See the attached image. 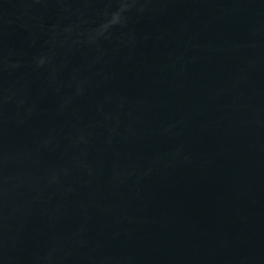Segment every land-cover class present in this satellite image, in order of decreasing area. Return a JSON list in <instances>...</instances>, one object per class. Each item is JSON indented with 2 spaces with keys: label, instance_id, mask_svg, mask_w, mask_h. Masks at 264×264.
<instances>
[{
  "label": "water",
  "instance_id": "obj_1",
  "mask_svg": "<svg viewBox=\"0 0 264 264\" xmlns=\"http://www.w3.org/2000/svg\"><path fill=\"white\" fill-rule=\"evenodd\" d=\"M0 264H264V0H0Z\"/></svg>",
  "mask_w": 264,
  "mask_h": 264
}]
</instances>
